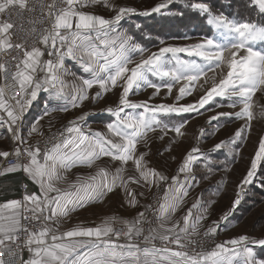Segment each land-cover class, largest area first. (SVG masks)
<instances>
[{"label": "snow or ice", "instance_id": "snow-or-ice-1", "mask_svg": "<svg viewBox=\"0 0 264 264\" xmlns=\"http://www.w3.org/2000/svg\"><path fill=\"white\" fill-rule=\"evenodd\" d=\"M98 3L115 11V15L105 18L81 10ZM174 3L176 0H163L155 7L138 13L135 8L117 6L109 3V0H0V16L6 17L0 19V110L8 118H0V126L6 125L7 130L12 133L13 141L25 146H17L12 153L0 151V157L13 155L19 161L26 155L27 163L10 165L4 172L23 170L40 189L39 195L25 194L22 200H11L0 206L10 210L7 215L0 211V264H160L161 255L170 264H264V258L256 250H264V238L250 237L247 234L216 244L207 253L190 255L183 250L199 243L192 237L200 235L199 229L207 219L208 209L211 207V204L193 203L182 217V224L179 220L171 222L189 191L199 184L195 175H190L193 166L201 161L205 167L211 163L208 155L198 147H193L186 153L178 174L171 177V182L164 191L163 202L159 205L158 224L154 228L149 227L145 237L146 240L159 239L165 245L172 244L181 250L167 246L141 248L138 244L131 243L133 238L145 231L143 225L151 223L146 216L151 205L145 206V212L137 213L132 219H121L129 240L126 244L112 239L113 236L117 240L120 237V231L112 226L117 217L106 218L97 227H74L56 234V226L62 219L87 207L89 203L102 202L109 195L120 192L127 197L130 206L136 207L137 193L129 187L130 184L147 186L150 191L152 187L159 188L161 182L169 181L163 173L147 166V153L137 154V145L141 142L146 144L149 133L157 129L162 132L160 139L168 131L181 136V129L187 121L169 126L157 118L158 114H202L200 110L215 97L236 98L229 106L243 104L239 112L218 113L209 118V123L222 116L233 115L236 118H247V123L244 128L235 132L234 137L217 143L210 151L237 144L242 133L246 129L250 130L253 119L250 110L252 97L264 88V51L254 50L252 45L257 40L264 41V25L230 19L223 12L214 13L209 3L197 0L186 7L205 16L207 23L216 29L215 37H204L201 42L192 45L162 46L157 52L145 57L147 49L134 42L131 35L119 31L120 21L125 17L133 14H163L162 10ZM249 6L255 7L264 15V0H249ZM176 14L183 15V11ZM25 23L29 26L27 29L24 28ZM135 27L139 29L141 25L136 24ZM19 32H24L25 36L19 37ZM14 36L18 38L13 39ZM28 36L33 37L31 42ZM182 38L189 39L187 36ZM159 42L161 45L165 44L162 39ZM241 52L244 55H240ZM45 53L49 57L46 60L43 59ZM180 53L199 57L204 63L180 59ZM134 55H139L141 59L135 61ZM65 59L78 61L84 72L92 74L91 78L82 77L79 87L71 85L75 89L71 95L65 91L68 87L63 79V75L67 74L64 69ZM225 65L226 74L221 73L218 82L213 76L212 87L206 89L198 101L179 104L185 96L192 94L207 72ZM150 75L162 80L168 78L169 82L153 83L149 79ZM182 80L187 81V84L179 87L173 104L150 106L147 101L133 102L129 99L130 93L142 87L155 89V94L161 88H167L171 95L174 85ZM96 86L100 91L92 97L95 101L103 99L106 93L117 86L121 88L116 107L109 106L101 110L114 117V120L106 124L109 135L99 131H84V122L90 115L96 114L85 112L69 121V125L63 130L51 133L53 138L59 136V140L46 149L42 156L39 144H28V139L33 134L44 135L40 121L45 116L54 111L67 112L69 108L81 107L89 100V91ZM200 87L203 88V84ZM41 92L48 93L49 99L44 101L43 113L32 122L27 137H24L16 126L22 122L25 111ZM49 100L64 103L60 107H49ZM134 109L143 111L138 114L129 111ZM51 127L50 123L49 130ZM201 134L203 135V129ZM103 157L118 161L120 166L114 171L100 167L86 180L77 177L71 184V191L56 186L57 181L66 178L60 170L66 173L73 167L91 168ZM130 161L136 175L125 177L126 166ZM262 161L264 137L261 138L251 166L237 186L238 189L253 182ZM180 173L186 174L183 181L179 178ZM139 195L143 196L144 193ZM240 195L238 191L233 209L240 204ZM193 209H197L195 216ZM221 219L227 221L228 214H224ZM22 221H35L40 227L38 230H31ZM212 224L203 233V238L217 232L219 221H213ZM24 249L31 254L27 260L22 257ZM81 249L84 250L80 251Z\"/></svg>", "mask_w": 264, "mask_h": 264}, {"label": "rangeland", "instance_id": "rangeland-1", "mask_svg": "<svg viewBox=\"0 0 264 264\" xmlns=\"http://www.w3.org/2000/svg\"><path fill=\"white\" fill-rule=\"evenodd\" d=\"M158 1L163 2V0H109V3L115 4L117 6L132 7L135 8L139 13L155 7V3ZM81 10L100 15L105 18H111L115 15V11L109 10V8L105 7L103 3H98L94 6H88ZM198 15L204 17V15L200 13H198ZM130 16L134 17L137 15L133 14ZM128 18L129 16L120 21L119 31L126 32L127 34L131 35L132 37H134V42L146 48L147 51L144 53L145 57L152 52H157L158 49L162 46L192 45L201 42L204 37L216 36V29L214 28V26L207 23L206 18L204 21H202V23H194L196 26L202 28L198 31L197 29L192 28L191 22L189 23V21H186L185 26L182 27L181 24L175 27V23H172L170 21L168 25L171 29V33L166 34V38H159L152 35V30H154L156 24L148 22L146 25V30L148 31L145 32L144 30H140V28L137 29L135 27L136 24H139L138 22L131 21ZM0 19H4V17L0 16ZM156 23L161 27L160 20L156 21ZM262 23H264V21L257 24L263 25ZM184 36L189 37V39H183L182 37ZM161 39L165 41L164 45L160 44L159 41ZM252 46L254 50L264 51V41L257 40L253 43ZM225 55L227 56L228 53L226 52ZM240 55H244V53L241 52ZM178 56L180 59L195 60L197 63H204L201 58L191 57L186 53H180L178 54ZM140 59L141 57L139 55H134L135 61L138 62ZM65 70L67 74L63 75V79L68 85L65 91L66 93L71 95L75 91V89L72 88L71 85L75 84L77 87H79L81 85V79L72 72L71 74H68L67 69ZM226 72V65L222 66L221 68H216L214 69V71L207 72L206 76L200 80L199 84H197L192 94L185 96L182 100L179 101V104H190L198 101L205 94V90L212 87L213 76L215 77L216 82H218L221 79V73L226 74ZM91 76L92 74L90 73V78ZM149 79L156 84L169 82L168 78H164L162 80L159 77L151 75L149 76ZM205 80L207 81V83H205ZM184 84H187V81L182 80L180 81V83L175 84L172 89L171 95L168 94L167 88H161L159 93L155 94V89L151 87H142L141 89L134 91V93H130L129 99L133 102L147 101L150 106L173 104L176 102L175 97L178 94L179 87ZM200 84H203V88L200 87ZM97 91H100L98 86L93 87L89 91V100L85 101L79 108H69V110L65 112L66 115L63 116V119H57V127L64 128L69 125V121L75 119L83 113L93 112L96 114L90 115L87 118V121L84 122V131H99L104 133L105 135H109L107 133L104 120H106L107 118H112V116L106 113H102L101 110L109 106L116 107L121 95V88L117 86L116 88L106 93L103 99L95 101L92 99V97ZM235 99L236 98L215 97L213 101H211L208 105H205L204 109L200 110L202 114L182 113L178 115L172 114L167 116L158 114L157 118L160 119L163 123L168 124L169 126L178 125L182 121H187L185 127L181 129L183 133V135L181 136H177L173 131H168L167 135H164L163 139H160L162 132L157 129V131L149 133L146 144L144 142H141L137 145V154L142 152L147 153L145 157L147 166L163 173L169 178V181L161 182L159 188L152 187L150 191L148 190L147 186L141 187L136 184H130L129 187L137 193L138 204L136 205V207L130 206L127 197L120 192H118L116 195H109L102 202L97 203V207L94 208V210L97 211H93L90 214L92 217L98 216L97 226L102 225L106 218L117 217L118 219L113 222L112 226L114 227V229L120 232L124 231L125 233L126 227L121 223V219H132L136 217L137 213L145 212V206H152L153 200L156 197H159L160 204L163 202L162 198L164 196L165 188L168 186V183L171 182V177L178 174V168L182 164L186 153L191 148L198 147L201 152L210 153L212 152L210 150L213 149L214 145L220 143L221 141L230 140L232 137H234V134L237 130L244 128L245 124L247 123V118H236L234 115L229 117L222 116L219 118V120L211 121V123H209V118L212 116H216L218 113L234 114L236 112H239L243 107V104L238 103L236 107L229 106ZM250 110L253 113L250 130L246 129L242 133V137L237 141V144L225 145V147L221 148L220 150L214 151L215 157H219L221 161L224 162L230 160L236 162V166L231 171L219 173L215 176V179H218V181H215L214 184H221V182H223L226 185V188L224 190L225 193H223V195L221 194L220 196H208L207 182L203 183L204 186L202 185V187H200L199 189L197 188L194 193L189 194L186 197L188 198V200L184 203L181 210L176 211V219L171 218V222L179 220L182 223V217L186 214L188 208H190L193 203L199 202L201 205L211 204V207L208 209L207 219L202 222L203 226L199 229L200 233L203 230L212 227L213 221H219L220 224L223 221L221 218L224 214L227 213L228 216H230L232 211L235 210L234 219H231V222L234 223L233 227H231V231H229L228 233H219V231L217 230L216 232L217 238L221 241V243L232 238H237L240 235L244 234H247L250 237L264 238V201L259 200L261 198L260 195H257L254 192L255 188L264 190V187L261 186L264 183V161L260 163V166L258 167L256 172V176L253 178L252 183L254 184V186L251 183L245 185L243 189H238L237 187L246 176V173L251 166L254 155L258 150L259 142L261 138L264 137V88L258 90L252 97V107ZM129 111L133 112V114H138L143 110L134 109ZM201 129H203V135L201 134ZM113 139L118 140V138ZM17 145L18 142H14L13 140L11 142L9 138L5 136L0 138V151H8L9 153L13 152ZM5 159L6 158L4 157H0V167ZM201 163L204 162L201 161L195 165H202ZM119 166L120 163L118 161H111V158L103 157L101 160L97 161L96 164L91 168L84 166L73 167L66 173L64 172V170H60L61 174L65 175L66 178L64 180L57 181L56 186L65 191H71V184L72 182L77 180V177H82L84 180H86L89 175L95 174V172L100 167H106L109 171H114ZM194 172L197 175L201 176V178L204 177V172L202 170H195ZM124 175L125 177L136 175L134 165L131 161L126 166ZM183 175L186 174L180 173L179 178L181 179ZM238 191H240V193L244 192L242 198L243 201L240 204L239 208H234L233 210V201L236 199V194ZM141 192L144 193L143 196L139 195V193ZM50 195L54 196L56 195V193H50ZM159 205L157 206V210L159 209ZM249 207L250 210L247 209ZM78 214L79 211L72 212L67 217V219H62L60 223H63V221L65 220L67 225H73L74 221H81L80 217L78 219H75ZM149 214L150 209L146 212V216L147 220L151 223H145L143 225L145 231L142 233V235L133 238L131 243L138 244L141 237H144V240L148 242V240L145 239V237L148 235V228H154L158 224L157 217L155 218V220L151 221L149 219ZM196 214L197 209H193V215L195 216ZM82 217L87 220L88 215L84 214L82 215ZM56 234L59 235L61 233H58L57 230ZM197 238L198 236L192 237V239ZM112 239L120 244L129 243L128 237L126 235L122 240H117L114 236L112 237ZM30 255L31 254L28 252L25 255L24 260H27Z\"/></svg>", "mask_w": 264, "mask_h": 264}, {"label": "crops", "instance_id": "crops-1", "mask_svg": "<svg viewBox=\"0 0 264 264\" xmlns=\"http://www.w3.org/2000/svg\"><path fill=\"white\" fill-rule=\"evenodd\" d=\"M48 58L49 57L47 56V53H45V56L43 57V59L46 60ZM101 62H103V61H101ZM64 69H67L68 74H71V72H72V73L76 74L80 79L82 77L83 78H90V73L84 72L78 61L71 60V59H65ZM47 99H49V94L45 93V92H41L38 95V98H37L38 101L37 100L33 101L32 105L25 111L23 118H22V122L18 123L16 126L20 129L22 136L27 137L29 126L32 124V122L37 117H39L43 113L44 101ZM63 103H64V101L49 100V107H52V106L60 107V106H62ZM64 115H66V114L63 111H54V112H51L50 115L45 116V118L40 121L41 131H43L44 134L47 133L48 131H50L49 130V124L50 123L52 126H54V127H51V130L57 129L58 128L57 127V119H63ZM0 118H3L5 120L8 119L7 114L5 112H3L2 110H0ZM112 120H114V117L107 118L106 120H104V122H105V124H107V123L111 122ZM3 136L9 138V140L12 142V140H13L12 133H10L7 130L6 125L0 126V138H2ZM39 137H41V136L38 134H33V136L28 139V142L37 140ZM205 154L208 155V158L211 161V163L208 165V167H205L204 163H201L202 165H199V166L194 165L193 166V172L195 170H202L204 172V177H207V178H204V177L201 178V176L197 175L195 172L194 173L192 172L193 174H191V175H195L197 180H199V184H198V186L192 188L189 191V194L194 193L197 188L199 189L200 187H202L203 183L207 182V185H208L207 186L208 187L207 195L208 196H211V195L220 196L221 194L223 195V193H225L224 190L226 188V185L223 182H221V184L220 183L214 184L215 181H218V179H215V176L219 173H225L226 171H231L236 166L235 165L236 162L230 161V160L223 162L220 160L219 157L218 158L215 157L214 151H212L210 153L205 152ZM213 161H215V162H213ZM209 168H211V172H209ZM205 171H207V172H205ZM184 177H185V175H183V177L180 180L183 181ZM21 182H22L21 170L13 172V173H7V172H4V170H0V206L4 205L8 201L17 200V198L20 196ZM29 183H30V194L36 193L39 195L40 194L39 186L36 185L32 180L29 181ZM187 200H188V198H185L183 204L180 206V208L178 210L182 209L184 203ZM96 207H97V203L92 202V203H89L87 207L80 208V209L76 210V211H79L80 215L78 214L75 219H78L80 217L81 221L77 220V221H74L73 225H67L66 221L64 220L63 223H59V225L57 226L58 233H63V232L70 230L74 227H97L98 216L92 217L90 215L93 211L94 212L97 211V210H94V208H96ZM247 209L250 210V207ZM0 211H2L5 215H7L10 212L9 209H3L2 207H0ZM234 213H235V210L232 211L230 216H228L227 221H222L219 224V227L217 229L219 231V233H228L229 231H231V229H232L231 227H233V224H234L231 222V219L232 218L234 219ZM84 214L88 215L87 220L82 217V215H84ZM172 219H176L175 214L172 216ZM121 244H126V243H121ZM229 247H231V246L229 245ZM141 248H145V247H141ZM83 250L84 249H81L80 251H83ZM256 250H257L258 255L261 256L262 258H264V250H261V249H256ZM159 260H160V264H170V261L168 259H165L164 255H161L159 257Z\"/></svg>", "mask_w": 264, "mask_h": 264}, {"label": "trees", "instance_id": "trees-1", "mask_svg": "<svg viewBox=\"0 0 264 264\" xmlns=\"http://www.w3.org/2000/svg\"><path fill=\"white\" fill-rule=\"evenodd\" d=\"M161 2L162 1H158L155 5ZM192 2H197V0H176V3L171 4L167 9L162 10L163 14L152 13L148 16H129L128 19L138 22L141 25L140 30H144L145 32L148 31L146 30L148 22L156 24L154 30H152V35L159 38H166V34L171 33V29L168 25L170 21L175 23V27L179 24H181V27L185 26L186 21H189V23L191 22L192 28L197 29L198 31L202 28L196 26L194 23H202V21L205 20V16H200L196 11L186 7L187 4ZM203 2L209 3L214 13L219 14L220 12H223L230 19L255 23H261L264 21V15L260 13L258 14V10L255 7L249 6V0H203ZM179 11H183V15L176 14ZM158 20L161 21V27L156 23ZM262 24L264 25V23ZM254 192L257 195H260L261 198L259 200L264 201V190L255 188Z\"/></svg>", "mask_w": 264, "mask_h": 264}, {"label": "built area", "instance_id": "built-area-1", "mask_svg": "<svg viewBox=\"0 0 264 264\" xmlns=\"http://www.w3.org/2000/svg\"><path fill=\"white\" fill-rule=\"evenodd\" d=\"M5 18L6 17H4V19ZM13 19H15V17H13ZM28 27L29 26L25 23L24 28L27 29ZM24 36H25V33L24 32H19V37H24ZM17 38L18 37H16V36L13 37V39H17ZM27 38L29 39L30 42L33 39L32 36H28ZM37 46H41L42 47V45H37ZM9 103H13V101H9ZM61 130H63V128H57V129L50 130L47 133H45L43 136L39 137L37 140L28 142V144L29 145L39 144V146L41 148V156H42L43 153H44V151L46 149L51 148L52 145L54 143L58 142V140H59V136L53 138V136L51 135V133H58ZM17 146H20L21 148L25 147L24 145H17ZM10 153H12V152H10ZM18 162L19 163H27L28 162V157L26 155L25 156H22L20 158V160L18 161L16 157H14L13 155H9V157H7L4 160V162L2 163V165L0 167V170H4L8 166L14 165V164H16ZM21 177H22V182H21V185H20V196L17 198V200H22L23 199V196L25 194H30V183H29L30 178L28 177V175L23 170H21ZM243 194H244V192H242L241 195H240V204L243 201V199H242L243 198ZM159 201H160L159 200V197H156L153 200V204H152V207L150 209V214H149V219L151 221L152 220H155V218L158 215L157 206L160 204ZM240 204L238 206H236L235 209L236 208H239L240 207ZM22 223L27 224L28 227L31 230H38L39 227H40L39 223L38 222H35V221H22ZM205 230H203L200 233V235L198 236V238L196 239V240L199 241V243L197 245H195V246H189L188 248L183 249V250L188 251L190 255H195L197 253H207L208 251L213 250L215 248V245L216 244H220L221 243V241L218 240L216 233L214 235L208 236L207 238H203V233L205 232ZM124 236H125L124 231H121L120 232L119 239L120 240L124 239ZM222 243H224V241ZM138 244L141 247H149L150 248V247L155 246L156 248H162V247L167 246V247L172 248L174 250H181V249H178L177 246L172 245V244L165 245L159 239L148 240V242H146L144 240V237H141L139 239ZM27 253H28V250L27 249H24L22 251V257H23V259L25 258V255Z\"/></svg>", "mask_w": 264, "mask_h": 264}]
</instances>
